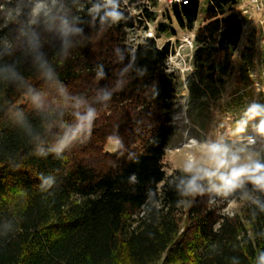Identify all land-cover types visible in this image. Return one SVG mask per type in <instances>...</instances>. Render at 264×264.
<instances>
[{
    "label": "trees",
    "instance_id": "16d2710c",
    "mask_svg": "<svg viewBox=\"0 0 264 264\" xmlns=\"http://www.w3.org/2000/svg\"><path fill=\"white\" fill-rule=\"evenodd\" d=\"M210 1L191 54L202 83L230 73L243 33L228 13L238 0ZM45 2L55 19L31 25V0H0V264H259L264 189L251 180L252 202L219 215L202 179L190 193L191 177L163 170L175 93L168 45L126 43L120 2L115 24L101 23L103 8L89 12L98 0ZM173 13L191 25L197 6ZM61 18L80 31L64 36ZM88 108L99 113L91 132L71 139Z\"/></svg>",
    "mask_w": 264,
    "mask_h": 264
},
{
    "label": "rangeland",
    "instance_id": "374dc122",
    "mask_svg": "<svg viewBox=\"0 0 264 264\" xmlns=\"http://www.w3.org/2000/svg\"><path fill=\"white\" fill-rule=\"evenodd\" d=\"M145 1L123 0V8L125 3L127 6L121 12L122 23H130L124 37L132 46L143 39L149 28L154 31L156 46L168 45L167 72L175 93L172 134L162 159L163 170L167 176L174 172L201 176L209 208L231 217L252 202L248 188L251 177H240L235 188L221 186L213 173L226 169H217V160L238 156L233 166L264 163V0L260 11L249 0H238L237 6L228 11L241 20L243 33L231 58L230 73L215 83H202L196 77L191 63L193 48L184 44L204 24L207 5L198 7L191 25L185 20L180 24L174 13L165 11L162 5L156 8L160 12L152 14L153 22L144 28L139 24V7ZM31 2L33 7L37 0ZM160 24L173 33L158 35L156 27ZM114 147V143H108L104 149L112 152ZM188 168L191 171H186Z\"/></svg>",
    "mask_w": 264,
    "mask_h": 264
},
{
    "label": "clouds",
    "instance_id": "9594fccd",
    "mask_svg": "<svg viewBox=\"0 0 264 264\" xmlns=\"http://www.w3.org/2000/svg\"><path fill=\"white\" fill-rule=\"evenodd\" d=\"M56 3L57 0H51V5L53 7L56 5ZM102 8L104 10V14L100 17L101 23H104L105 20H111L112 23L115 24L121 19V14L117 11L118 5L116 0H103V5L95 4L89 9V12L91 14H99ZM16 14H20L19 10H17ZM30 17L29 24L31 25L41 22L42 18L51 20L55 19V17L52 15V8L48 3L45 2V0H37L30 11ZM60 31L64 36H67L69 33H78L80 29L70 27L68 20L61 18ZM45 66L46 65L41 64L42 68ZM51 74V69H48V71L45 73V75H47L49 78L51 77ZM110 98V94H105L103 97L104 100H109ZM80 103L82 102L78 101L77 105ZM98 117L99 113H97V111L93 108H88L84 115L77 113L78 123L72 132L71 139H75V137L81 132L90 133L92 124L98 119ZM108 139L111 140L112 138L109 137ZM66 144L67 141L63 142L57 151L59 152L63 147L66 146ZM238 160V156H233L231 160H229L227 156L217 160V169H226V171H220L218 174L213 173V175H217V178L221 182V186L235 188L238 186L240 177L250 176L254 184L264 189V163L253 161L250 164L233 166V163ZM186 171H191V168L186 169ZM201 178V176L193 175L186 183V192H198L200 188L197 181ZM259 264H264V255L260 256Z\"/></svg>",
    "mask_w": 264,
    "mask_h": 264
},
{
    "label": "built area",
    "instance_id": "2783aa9c",
    "mask_svg": "<svg viewBox=\"0 0 264 264\" xmlns=\"http://www.w3.org/2000/svg\"><path fill=\"white\" fill-rule=\"evenodd\" d=\"M101 5H103V0H98ZM117 4L120 2V9L123 10L125 8V6H127V4L125 3V6L123 8V0H116ZM249 2L252 4L253 8L257 11L262 10V0H249ZM191 3H195L197 6V10L198 7L201 5H211V1L210 0H146L144 3H142L139 7V22L141 23V26H143L145 28V26L149 27L148 22L152 23V21H150L146 16H149L151 18L154 17V15L157 12H160L158 10H156V8L158 9L160 6L164 5L166 6L165 11H169L170 13L174 12V9L177 8L179 11H181V8L183 6H188ZM127 9V8H126ZM162 13V11H161ZM240 20V19H239ZM147 29H144V32L146 33ZM143 39H152L155 40V36H154V31L153 29L148 30V32L145 34V36L143 37ZM186 46H188L190 49L194 48V43H193V36H191V38H187V40L185 41ZM166 45V44H164ZM164 45L161 46H156V48L158 50H161L163 48ZM252 142V141H251ZM250 142V143H251ZM220 193H216V195H218Z\"/></svg>",
    "mask_w": 264,
    "mask_h": 264
}]
</instances>
